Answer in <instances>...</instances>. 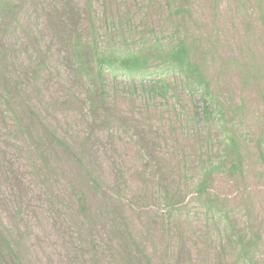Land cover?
<instances>
[{
	"label": "rangeland",
	"instance_id": "obj_1",
	"mask_svg": "<svg viewBox=\"0 0 264 264\" xmlns=\"http://www.w3.org/2000/svg\"><path fill=\"white\" fill-rule=\"evenodd\" d=\"M10 1L0 54L25 90L0 100V218L24 264H139L130 234L151 264H264V0ZM73 31L98 55L152 53L147 71L104 69L100 92L74 72ZM178 39L193 44L225 111L239 170L222 123L154 56ZM160 78L170 88L148 92ZM208 167L218 169L201 197Z\"/></svg>",
	"mask_w": 264,
	"mask_h": 264
},
{
	"label": "trees",
	"instance_id": "obj_2",
	"mask_svg": "<svg viewBox=\"0 0 264 264\" xmlns=\"http://www.w3.org/2000/svg\"><path fill=\"white\" fill-rule=\"evenodd\" d=\"M259 3V2H258ZM260 17L262 21L264 20V10L259 6ZM16 6L10 0H0V14L2 15H11L15 14ZM9 17L8 19H10ZM5 27H8L6 25ZM67 43L70 48L72 54H74L75 60V73H77L80 77H85L86 79H92L95 82V88L103 92V84H102V73L104 69L109 70L108 72L112 74L122 73L127 77H135L137 75L144 74L148 69L149 57L152 53L148 55L141 50L138 52H130L127 54L121 53L120 55L116 52H110L107 55H98L95 54V49L86 46L83 44L79 36L75 31L72 32L71 38L64 41ZM3 49L5 48L2 46ZM2 49V50H3ZM154 51L155 57L162 59L168 71H172L174 74L178 75L180 81L186 86L187 91L190 94L191 98L199 97L201 101V111L199 112L203 118L209 119L212 115H215V119L218 122L223 121L225 116V111H222L218 108L216 100L211 93L209 82L206 79L205 73L203 72L201 66L194 58V50L193 44L189 45L185 42V40L178 39L173 45L164 46L160 43H156L155 46L152 47ZM1 53V52H0ZM94 57V58H93ZM41 66V63H38ZM6 64L4 57L0 54V100L1 103L9 104V100L13 97L19 98L22 95V91L25 90L24 85L21 80H9L5 78L8 73L6 70ZM160 73V72H154ZM7 74V75H6ZM35 76V73L31 75V77ZM6 80L5 82L3 80ZM92 81V80H91ZM170 88L169 82L164 79H156L152 81V85L148 87V92L153 93L158 91L160 94L165 93V91ZM22 105L27 107L28 121L34 122L35 124L39 121L37 120L36 113H34L30 109V104L27 102H23ZM214 106L217 110H211L210 108ZM17 118V117H16ZM14 116V123L16 128L20 127L21 120L20 118L16 119ZM222 129L224 128V132L227 138L226 146L224 148L225 152L232 155L233 163L230 165V169L233 171L239 170V153L237 147V141L232 134L229 133L228 129L225 128V124L222 123ZM45 135L51 140V142L55 143L62 150L66 151L69 155L71 153L68 151V147L64 145L62 141L56 139V137L47 131H45ZM73 156V155H71ZM74 157V156H73ZM76 159V158H75ZM75 161L81 168H84L82 160L76 159ZM264 163V157H262ZM214 167H208L204 169L202 173V180L197 184V194L203 197L206 188V181L211 176V174L217 170ZM87 172V171H86ZM88 173V172H87ZM93 186H96V181L92 179ZM81 201V199H78ZM209 204H212L216 201V198L213 200H209L207 198ZM225 218L231 226L229 222L228 216L225 215ZM12 225V224H10ZM8 223L3 222L0 218V264H24L22 260L21 253L19 251L20 243L14 241L13 236L15 231L11 229ZM256 238V236H254ZM129 241L131 242L134 252L128 254V258L130 257L132 260L137 259L139 264H151V260L145 253L143 249L139 246L134 237L130 234L128 236ZM240 254L243 255L246 251V247L240 248ZM9 261H8V260ZM129 264L131 262H128ZM135 263V262H134ZM133 264V263H132ZM137 264V263H136Z\"/></svg>",
	"mask_w": 264,
	"mask_h": 264
}]
</instances>
